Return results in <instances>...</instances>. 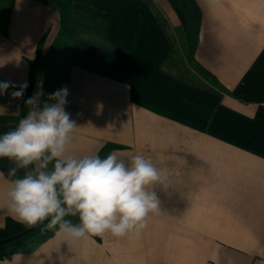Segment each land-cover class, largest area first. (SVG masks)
<instances>
[{"label": "crops", "instance_id": "crops-1", "mask_svg": "<svg viewBox=\"0 0 264 264\" xmlns=\"http://www.w3.org/2000/svg\"><path fill=\"white\" fill-rule=\"evenodd\" d=\"M195 1L202 18L190 60L166 0H72L73 13L103 23L101 39L75 38L49 84L38 58H47L58 12L41 0H8L0 81L16 87L0 95V135L27 114L28 98L43 91L42 106L66 87L78 126L70 153L112 146L105 157L143 155L167 180L154 188L159 211L139 233L70 241L45 221L1 264H264V0ZM36 72L30 93L13 98ZM12 167L0 159L5 175ZM8 187L0 182L3 224Z\"/></svg>", "mask_w": 264, "mask_h": 264}, {"label": "clouds", "instance_id": "clouds-1", "mask_svg": "<svg viewBox=\"0 0 264 264\" xmlns=\"http://www.w3.org/2000/svg\"><path fill=\"white\" fill-rule=\"evenodd\" d=\"M205 3L214 5L217 0ZM10 87L16 86L0 81V95ZM27 87L20 85L12 97L22 98ZM68 94L66 87L59 89L41 106L44 93H35L25 101L27 114L0 135V159L14 164L7 175L0 171V182L9 185L8 216L27 228L48 221L47 228L70 241L139 233L147 218L159 211L154 188L164 185L167 176L140 154L126 163L116 152L105 158L70 153L78 126L66 111ZM19 170H24L23 176L17 175ZM5 226L0 223V228Z\"/></svg>", "mask_w": 264, "mask_h": 264}, {"label": "trees", "instance_id": "trees-1", "mask_svg": "<svg viewBox=\"0 0 264 264\" xmlns=\"http://www.w3.org/2000/svg\"><path fill=\"white\" fill-rule=\"evenodd\" d=\"M45 5L54 7L59 15V29L47 54L50 60V66L47 68L49 75V84H52L60 73V65L67 55L72 42L80 34L85 32H95L97 37L101 39V31L103 23H94L77 15L71 11L72 0H41ZM172 11L174 12L181 29L185 34L187 57L191 60L193 52L197 47L198 36L201 27V12L195 0H166ZM5 11L0 9V23L3 20ZM7 14V12H6ZM169 68V67H168ZM201 76L213 78L209 73L200 71ZM38 73H31L28 80L27 93L29 94L34 79ZM158 113L166 114L161 110L153 109ZM169 115V114H167ZM112 146H107L101 153V158H105V154ZM5 227L0 228V260L5 257V253L13 246L25 242L32 236L42 231L45 224L34 228H27L23 224L17 223L11 218H7L4 222Z\"/></svg>", "mask_w": 264, "mask_h": 264}, {"label": "rangeland", "instance_id": "rangeland-1", "mask_svg": "<svg viewBox=\"0 0 264 264\" xmlns=\"http://www.w3.org/2000/svg\"><path fill=\"white\" fill-rule=\"evenodd\" d=\"M8 4H9L8 0H0V8H1V9H3V10H7V8H8ZM180 32H181L182 35H183V32L181 31V29H180ZM47 57H48V56H47ZM38 61L44 62V65L46 66V68H48V67L50 66V60H48L47 58H44V59H40V58H38ZM38 68H39V64H38ZM38 68H37V69H38ZM40 68H41V67H40ZM179 70L183 72V69H179ZM235 175H236V179H239V177L241 178V177L244 176V174H242V173L239 174V171H237V173H236ZM1 263H2V262L0 261V264H1Z\"/></svg>", "mask_w": 264, "mask_h": 264}]
</instances>
